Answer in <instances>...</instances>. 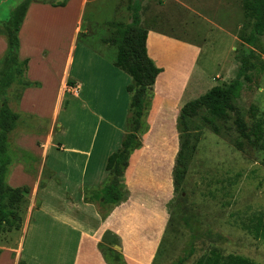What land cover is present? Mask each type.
<instances>
[{
    "label": "crops",
    "instance_id": "obj_1",
    "mask_svg": "<svg viewBox=\"0 0 264 264\" xmlns=\"http://www.w3.org/2000/svg\"><path fill=\"white\" fill-rule=\"evenodd\" d=\"M87 1L69 0L65 7L31 3L18 33V58L28 60L26 78L39 87L21 92L14 111L19 119L8 135L12 166L7 185L12 189L27 187L29 193L24 197L20 221L7 230L9 236L3 237L0 232V264L39 263L43 256L53 258L52 264H106L98 250L106 231L120 239L119 252L126 264H152L165 229L163 216L168 218L165 205L172 196L169 171L174 158L166 156L171 150L164 151L160 145L167 125L175 122L187 103L184 97L194 70L196 49L159 32L148 31L147 55L161 69L153 85L147 116L150 130L143 136L142 147L129 157L124 172L128 200L112 208L102 219L96 193L107 183L108 157L120 147L126 134L127 88L131 78L115 66V60H104L90 45L77 60L84 71L72 77L80 44L78 25ZM43 25H47L45 32L40 30ZM150 40L162 51L172 49L186 58L181 73L178 70L174 74L170 62L150 53ZM6 48L5 38L0 36L2 56ZM67 97L73 99L75 107L110 105L105 116L92 113L110 130L119 132L121 138L116 150L107 149L94 163L91 162L93 140L87 148H78L68 147L63 138L57 139V133H62L64 138L68 134L66 129L61 132L59 124L60 113L67 112L71 103ZM65 154L84 160L79 164L74 190L70 187L73 185L68 171L71 166L50 163L51 156L57 159Z\"/></svg>",
    "mask_w": 264,
    "mask_h": 264
},
{
    "label": "rangeland",
    "instance_id": "obj_2",
    "mask_svg": "<svg viewBox=\"0 0 264 264\" xmlns=\"http://www.w3.org/2000/svg\"><path fill=\"white\" fill-rule=\"evenodd\" d=\"M22 1L0 0V24L8 21L10 12ZM33 1L58 4L64 0ZM132 12L138 13L140 25L147 31L159 32L196 49L194 70L184 97L186 102L199 98L214 86H225L236 77L243 50L248 47L245 39L251 34L253 26V21L245 13L243 0H88L78 25L80 44L72 77L84 71L77 60L87 45L108 62L116 59V48L107 43L108 39L115 34V24L131 22ZM45 26L39 29L45 32ZM248 48L256 56L252 62L258 64V70L251 74L250 82H244L240 97L234 103L242 120L250 126L253 117L259 118L264 113V33ZM149 51L159 60L170 62L174 74L178 70L181 73L186 63L181 53L172 49L162 51L152 40L149 41ZM2 70L0 65V75ZM20 90L19 86H12L9 90L8 106L13 111ZM67 98L71 103L67 112L60 113L59 124L61 132L66 129L68 134L64 138L62 133H57V139L63 138L68 147L78 148H87L93 140L91 162L94 163L107 149L116 150L121 138L119 132L110 130L92 113L105 116L110 105L75 107L73 99ZM2 100L0 96V103ZM114 106L118 107L116 101ZM203 116L206 113L201 112L189 125V132L198 135V141L180 188L176 192L172 188V196L165 205L168 218L163 216L165 229L159 243L160 246L162 241L161 252L158 256V246L152 264H173L185 257L190 247H193L194 254L185 264H194L212 248L224 255H237L255 264H264V242L243 229V225L248 224L254 215L264 214V153L239 136L233 114L226 121L215 120L220 134H214L209 126L203 124ZM177 118L170 123L172 126L167 125L160 142L164 151L167 148L171 150L166 156L173 155L174 158L169 171L171 181L179 150ZM147 127L145 134L150 130L148 124ZM151 142L154 143V137ZM237 143H241V150L237 149ZM166 159L164 157L163 160ZM83 161L74 156L69 158L68 154L57 159L50 157V163L71 166L68 171L73 190L74 179L79 177V164ZM96 205L103 217L107 208ZM1 232L3 237L9 236L6 227ZM51 261L54 259L43 256L39 263L31 264H52Z\"/></svg>",
    "mask_w": 264,
    "mask_h": 264
},
{
    "label": "trees",
    "instance_id": "obj_3",
    "mask_svg": "<svg viewBox=\"0 0 264 264\" xmlns=\"http://www.w3.org/2000/svg\"><path fill=\"white\" fill-rule=\"evenodd\" d=\"M69 0L58 4L23 0L9 15L6 23L0 24V36L5 38L6 51L0 65L3 70L0 75V232L6 230L20 221L24 197L29 193L27 187L12 189L7 185V177L12 166V160L8 155V135L15 128L19 115L8 106L9 90L12 86H19L20 94L27 88L39 87L26 78L28 60H19L18 33L31 3L49 4L52 7H65ZM243 7L249 19L253 21L251 34L245 39L248 47L253 46L257 37L264 33V0H243ZM115 34L108 39V44L116 48L115 66L131 78V84L127 88L129 94V115L126 120V134L123 136L120 147L112 153L106 162L105 169L108 172L106 185L96 193V202L100 207H106L107 213L128 200V192L124 185V172L128 166V160L134 151L142 147L141 137L147 130L146 118L153 99V85L161 69L148 57L146 51V38L148 31L141 27L138 13L132 12L129 24H115ZM246 47L243 50L241 66L236 77L225 86H214L199 98L189 101L180 109L176 129L179 138V150L175 158V166L172 172L174 192H176L185 177L191 158L193 156L198 135L189 132V125L193 118L201 112L206 113L202 117L204 125L209 126L214 134H220L215 120L226 121L230 114L235 117L237 132L247 143L264 153V113L259 117H253L252 124L242 120L234 101L240 97L244 82L251 81V74L258 70V64L252 62L256 58L253 51ZM237 149L241 150V143H237ZM101 200V201H100ZM103 215L102 219L107 215ZM17 224V223H16ZM15 224V225H16ZM255 239L264 242V214L254 215L248 224L243 225ZM114 246L120 247V239L113 233L106 231L98 244L106 264H126L122 254L114 250ZM162 241L157 251L160 256ZM194 254L190 247L185 257L178 259L173 264H185ZM194 264H255L246 258L237 255H224L216 248L210 249L199 257Z\"/></svg>",
    "mask_w": 264,
    "mask_h": 264
},
{
    "label": "water",
    "instance_id": "obj_4",
    "mask_svg": "<svg viewBox=\"0 0 264 264\" xmlns=\"http://www.w3.org/2000/svg\"><path fill=\"white\" fill-rule=\"evenodd\" d=\"M114 250H116V251H120V247L119 246H114Z\"/></svg>",
    "mask_w": 264,
    "mask_h": 264
}]
</instances>
